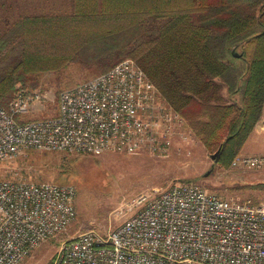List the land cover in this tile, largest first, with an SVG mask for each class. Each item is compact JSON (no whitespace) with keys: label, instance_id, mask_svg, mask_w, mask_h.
<instances>
[{"label":"built area","instance_id":"obj_1","mask_svg":"<svg viewBox=\"0 0 264 264\" xmlns=\"http://www.w3.org/2000/svg\"><path fill=\"white\" fill-rule=\"evenodd\" d=\"M44 99L19 88L7 107L0 105V162L29 150L157 151L183 123L129 58L61 90L54 115L22 117ZM231 165L264 167V153L237 155ZM133 207L104 234L87 229L62 241L52 264H264V202L177 182L138 194ZM75 216L72 184L0 177V264H19Z\"/></svg>","mask_w":264,"mask_h":264},{"label":"trees","instance_id":"obj_2","mask_svg":"<svg viewBox=\"0 0 264 264\" xmlns=\"http://www.w3.org/2000/svg\"><path fill=\"white\" fill-rule=\"evenodd\" d=\"M5 17L0 105L42 71L99 74L132 59L206 150L227 165L264 105V0H63ZM26 88V89H27Z\"/></svg>","mask_w":264,"mask_h":264},{"label":"rangeland","instance_id":"obj_3","mask_svg":"<svg viewBox=\"0 0 264 264\" xmlns=\"http://www.w3.org/2000/svg\"><path fill=\"white\" fill-rule=\"evenodd\" d=\"M62 3L63 0H0V27L5 17L66 9ZM94 76L72 64L58 72H40L32 90L44 94L45 99L33 103L25 119L54 115L61 90ZM263 123L260 118L253 133L256 139L250 137L243 151L235 156L264 153ZM171 140L168 147L157 151L144 148L134 153L84 154L29 150L23 156L0 162L2 178L54 181L75 188L76 216L67 230L41 243L19 264H52L62 241L87 229L106 233L135 209L130 206L138 194L177 182L196 183L229 200L264 202V167L231 165L235 156L229 164L220 165L210 157L215 150H206L184 121L174 129Z\"/></svg>","mask_w":264,"mask_h":264},{"label":"crops","instance_id":"obj_4","mask_svg":"<svg viewBox=\"0 0 264 264\" xmlns=\"http://www.w3.org/2000/svg\"><path fill=\"white\" fill-rule=\"evenodd\" d=\"M25 116H26V114H24V115H22V117L25 119ZM260 118H262V119H264V105H263V109H262V113H261V117ZM263 125H264V123H263ZM255 128H256V126L254 127V129L252 130V132L250 133V135H249V137L247 138V140H246V142L248 141V139L250 138V137H252V139H256L255 138V136H254V130H255ZM254 133V134H253ZM258 137V136H257ZM259 138V137H258ZM246 144V143H245ZM244 144V145H245ZM241 151H243L242 149H241Z\"/></svg>","mask_w":264,"mask_h":264},{"label":"water","instance_id":"obj_5","mask_svg":"<svg viewBox=\"0 0 264 264\" xmlns=\"http://www.w3.org/2000/svg\"><path fill=\"white\" fill-rule=\"evenodd\" d=\"M218 154H219V148H217L211 155L210 157L213 158V159H217L218 157Z\"/></svg>","mask_w":264,"mask_h":264}]
</instances>
